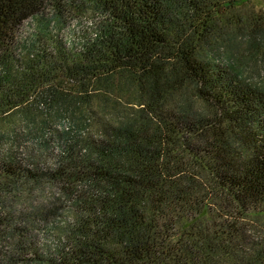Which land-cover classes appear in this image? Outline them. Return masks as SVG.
<instances>
[{"label": "trees", "instance_id": "1", "mask_svg": "<svg viewBox=\"0 0 264 264\" xmlns=\"http://www.w3.org/2000/svg\"><path fill=\"white\" fill-rule=\"evenodd\" d=\"M238 1L0 0V123L70 125L0 152V264H264V28ZM52 8L110 16L69 51Z\"/></svg>", "mask_w": 264, "mask_h": 264}, {"label": "rangeland", "instance_id": "2", "mask_svg": "<svg viewBox=\"0 0 264 264\" xmlns=\"http://www.w3.org/2000/svg\"><path fill=\"white\" fill-rule=\"evenodd\" d=\"M238 5L239 7L236 9L247 13L250 18H253V22L255 21L256 24L264 28V0H239L237 2ZM23 28V32L27 36L33 37L38 33L37 24L34 22H26ZM81 28L83 30L82 25ZM85 35L87 34L85 33ZM248 74L254 81L264 82V48L257 55L256 62L251 63V70H249ZM26 114L30 118L29 121L25 115L19 116L18 114L6 120L1 118L3 122L0 123V135L3 136V141L0 145V152L13 149L20 156H24L27 152L29 153L37 137L43 136L49 140L50 144L48 145L51 147V151L56 153L58 144L56 140H51L49 134L59 129V127H70L66 116L61 112L52 116H45L39 112L38 108L28 109ZM44 119L47 121V127L43 125L42 120ZM43 129H45V132ZM249 221L253 222V219ZM262 222H264V219Z\"/></svg>", "mask_w": 264, "mask_h": 264}, {"label": "clouds", "instance_id": "3", "mask_svg": "<svg viewBox=\"0 0 264 264\" xmlns=\"http://www.w3.org/2000/svg\"><path fill=\"white\" fill-rule=\"evenodd\" d=\"M49 7H52L49 5ZM54 14V22L57 23V31L55 33V39L66 50H84V45L94 42L99 37L102 28L99 26L101 21H106L110 13L104 11L91 10L82 13L80 16H73L71 20L58 19L55 17V9L52 8ZM38 16V14H35ZM83 26V30L81 28ZM85 33L87 34V40L85 41ZM47 248L51 251H55L58 245V241L55 236H46L39 242V246Z\"/></svg>", "mask_w": 264, "mask_h": 264}]
</instances>
